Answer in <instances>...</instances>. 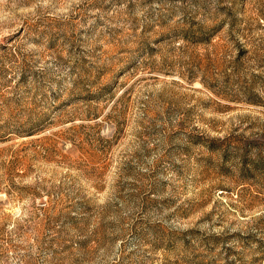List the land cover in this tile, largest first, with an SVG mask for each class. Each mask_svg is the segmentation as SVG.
I'll return each instance as SVG.
<instances>
[{"label":"rangeland","instance_id":"374dc122","mask_svg":"<svg viewBox=\"0 0 264 264\" xmlns=\"http://www.w3.org/2000/svg\"><path fill=\"white\" fill-rule=\"evenodd\" d=\"M0 264H264V0H0Z\"/></svg>","mask_w":264,"mask_h":264}]
</instances>
